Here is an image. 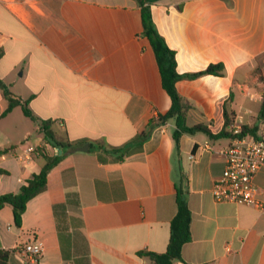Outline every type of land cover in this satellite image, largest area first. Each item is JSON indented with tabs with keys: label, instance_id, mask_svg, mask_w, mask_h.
Wrapping results in <instances>:
<instances>
[{
	"label": "crops",
	"instance_id": "1",
	"mask_svg": "<svg viewBox=\"0 0 264 264\" xmlns=\"http://www.w3.org/2000/svg\"><path fill=\"white\" fill-rule=\"evenodd\" d=\"M151 11L179 74L225 68L222 77L176 83L192 105L187 125L220 132L226 103L229 130L248 125L264 137V0H157ZM0 50L1 80L35 117L20 107L6 113L0 88V196L18 193L40 172L44 155L63 156L47 188L27 203L20 227L10 205L0 208V249L41 241L42 264H154L139 253L167 251L179 190L192 238L174 264H264V211L212 195L232 139L197 132L177 143L174 119L159 123L171 100L136 0H0ZM152 120L140 152L99 161L97 147L130 144ZM43 121L73 148L47 144ZM24 145L39 150L21 162ZM254 184L264 202V168ZM69 193H77L78 205L67 207L71 220L59 229L54 206ZM11 264H21L18 254Z\"/></svg>",
	"mask_w": 264,
	"mask_h": 264
},
{
	"label": "trees",
	"instance_id": "2",
	"mask_svg": "<svg viewBox=\"0 0 264 264\" xmlns=\"http://www.w3.org/2000/svg\"><path fill=\"white\" fill-rule=\"evenodd\" d=\"M136 1L140 7L143 35L145 38H147L151 47L153 48L161 74L163 89L167 92L171 100V108L165 115L159 116V123H165L170 119H174L177 127L173 133V139L175 142L178 143L180 136L184 133L195 134L197 132L204 133L211 141L245 138L250 137L251 135L258 139L256 134L253 133L256 128H251L248 125L242 126L238 133H234L233 131L229 130V127L231 126V120L229 119L226 103L224 105L225 127L220 132L213 133L208 125L205 124H196L194 126L187 125V112L192 108V105L180 96L176 89V83L183 79L195 80L206 75L222 77L224 76L225 71L224 65L222 63L210 64L204 70L196 73L179 74L177 72L175 52L168 47L163 37L157 31L153 21L151 5L157 0ZM2 55L3 50H0V59ZM0 88L3 91L4 98L8 102L6 113L12 111L14 108L20 107L26 116L35 119L28 107V101H23L19 97L15 96L10 91L9 87L3 83L1 78ZM231 100L232 96L230 95L227 103ZM259 119L264 120V93L261 109L259 112ZM52 125L53 122L51 121L42 122L45 142L54 148H73V144L59 142L54 137V134L51 131ZM155 127L156 125L154 121H150L146 129L130 144L112 149L97 147L96 153L99 161L105 164L119 163L122 162L126 157L140 152L143 143L150 138ZM37 150H39V148H37ZM44 158L45 164L40 172L33 175L25 185L21 186L18 193L0 196V208L7 204L10 205L13 210L15 224L19 227L21 226L22 216L26 210L27 203L47 188L48 174L55 166L59 165L63 156L50 157L44 155ZM70 204L78 205L77 193H69L65 203L54 206L55 217L59 229L62 228L61 225L66 223L67 219L71 220V218L67 215V207ZM190 224L191 213L186 202L181 197L180 191L178 190L177 214L170 223L171 236L167 251L161 254L141 251L139 255L142 257H148L154 264H174L176 261H183V247L185 244L190 242L192 238ZM22 249L23 248L21 247L13 250L0 249V264H11L13 256L21 252Z\"/></svg>",
	"mask_w": 264,
	"mask_h": 264
},
{
	"label": "built area",
	"instance_id": "3",
	"mask_svg": "<svg viewBox=\"0 0 264 264\" xmlns=\"http://www.w3.org/2000/svg\"><path fill=\"white\" fill-rule=\"evenodd\" d=\"M1 116V113H0ZM240 129L233 130L238 133ZM25 153L18 154L21 162L31 159L37 148L24 145ZM225 168L216 181L212 195L216 202H233L264 211V202L256 195L255 175L264 168V137L233 138L222 150ZM45 245L41 241L26 244L18 253L21 264H42Z\"/></svg>",
	"mask_w": 264,
	"mask_h": 264
},
{
	"label": "water",
	"instance_id": "4",
	"mask_svg": "<svg viewBox=\"0 0 264 264\" xmlns=\"http://www.w3.org/2000/svg\"><path fill=\"white\" fill-rule=\"evenodd\" d=\"M80 151H88L89 150V147H88V145L85 147V148H80L79 149ZM69 153V152H68ZM59 154L61 155L62 154V150L61 149H59Z\"/></svg>",
	"mask_w": 264,
	"mask_h": 264
}]
</instances>
